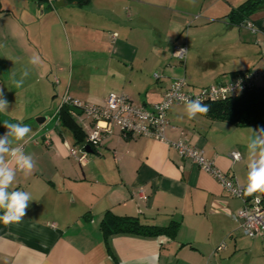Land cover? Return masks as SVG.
<instances>
[{
    "label": "crops",
    "instance_id": "obj_1",
    "mask_svg": "<svg viewBox=\"0 0 264 264\" xmlns=\"http://www.w3.org/2000/svg\"><path fill=\"white\" fill-rule=\"evenodd\" d=\"M245 1L223 0L213 15V0H0V89L8 101L0 134L5 121H23L32 129L24 151L35 162L30 175L17 171L11 186L32 201L20 223L0 222V264H264V239L244 236L229 216L242 201L169 145L185 139L246 188L248 139L264 125L189 119L185 105H176L167 112V143L124 139L114 128L99 146H85L79 163L69 152L85 143L76 144L58 120L63 96L100 107L109 95H124L149 107L176 79L195 92L264 67V6L240 27L226 18ZM194 30L205 40L192 41ZM181 34L189 45L183 64L173 58L186 45H179ZM33 56L40 58L35 66ZM25 69L30 74L16 88L13 74L19 79ZM71 115L86 137L91 121ZM232 152L239 162H231ZM253 197L264 200V193ZM106 212L178 227L172 237L105 241Z\"/></svg>",
    "mask_w": 264,
    "mask_h": 264
},
{
    "label": "built area",
    "instance_id": "obj_2",
    "mask_svg": "<svg viewBox=\"0 0 264 264\" xmlns=\"http://www.w3.org/2000/svg\"><path fill=\"white\" fill-rule=\"evenodd\" d=\"M246 27L252 28L249 24ZM115 38L116 35L112 34V41ZM186 54L187 47L184 45L174 50L173 58L179 64H183ZM261 82H264V67L238 73L227 82L203 87L197 93L187 90L188 85L185 79H176L172 81L161 100L149 107L136 105L124 95H109L104 105L100 107L63 96L60 99L59 108L63 106L74 108L91 121L83 149L81 148L79 153L70 151L69 154L77 162L83 163L85 161L84 147L99 146L112 134L114 128L124 139L148 138L166 142L165 133L169 128L167 112L173 105H185L184 98L199 97L203 103L237 99ZM169 145L182 160L192 163L200 171L211 176L229 197L242 201L243 207L235 215L229 216L240 222V229L244 236L250 239H264V200L256 197L246 200V188L241 186L233 176L216 168L204 157L202 150L195 148L185 139H179ZM229 158L232 163L241 160L237 152H232Z\"/></svg>",
    "mask_w": 264,
    "mask_h": 264
},
{
    "label": "clouds",
    "instance_id": "obj_3",
    "mask_svg": "<svg viewBox=\"0 0 264 264\" xmlns=\"http://www.w3.org/2000/svg\"><path fill=\"white\" fill-rule=\"evenodd\" d=\"M195 3V0H191ZM38 56L30 58L29 63L35 66L39 62ZM25 69L19 79L13 74L12 83L16 88L24 85L29 76ZM185 114L189 119H194L198 114H206L208 107L199 97L184 98ZM8 101L0 89V113H6ZM7 132L0 136V222L5 225L20 223L26 216V210L32 201L31 194L27 191L10 190L16 179L17 171L28 176L32 173L35 162L31 155L26 154L24 145L32 139V129L23 121L4 123ZM249 137L247 150L249 162L247 164L246 194L251 196L256 192L264 193V128L252 130Z\"/></svg>",
    "mask_w": 264,
    "mask_h": 264
},
{
    "label": "trees",
    "instance_id": "obj_4",
    "mask_svg": "<svg viewBox=\"0 0 264 264\" xmlns=\"http://www.w3.org/2000/svg\"><path fill=\"white\" fill-rule=\"evenodd\" d=\"M262 6H264V0L245 1L227 15L229 26L240 27L247 23L250 16ZM204 104L207 105L208 112L201 115L210 120L228 122L240 128L264 125V85H258L246 91L237 99L207 101ZM58 120L60 125L72 134L76 144H84L85 135L73 119L69 107L63 106L59 109ZM2 135L4 133L0 134ZM177 227L178 224L175 223L167 227L145 225L136 218L117 217L110 212L103 215L100 223V230L105 241L116 235H135L145 238L172 237Z\"/></svg>",
    "mask_w": 264,
    "mask_h": 264
},
{
    "label": "rangeland",
    "instance_id": "obj_5",
    "mask_svg": "<svg viewBox=\"0 0 264 264\" xmlns=\"http://www.w3.org/2000/svg\"><path fill=\"white\" fill-rule=\"evenodd\" d=\"M210 2V0H207V2ZM213 3H216V4H213V6H212V13H213V15L214 14H216V13H218L219 12V9H221L222 8V6H225V2H223V0H213ZM208 8V6L206 5L205 7H204V10H206ZM219 14V13H218ZM215 24V23H214ZM214 24H211V25H209V26H214ZM194 32H195V34H196V32H197V36H196V39H193L192 41H195V42H198V41H204L205 39H204V34H206L205 32H200V30H198V31H196V30H194ZM200 33V34H199ZM180 38H178L179 40V45H182V44H186V46H187V49H188V41H186V36H185V34H181L180 36H179ZM218 55L219 56H217L218 58H217V60L218 59H220V54L218 53ZM225 57H226V54H225ZM209 60L211 59V56H208L207 57ZM194 59H199V58H197V57H195ZM215 60V59H214ZM213 62H215V61H213ZM259 85H264V82H261ZM197 88L198 89H196L195 90V92L194 93H197L198 92V90L199 89H201L200 87H198L197 86ZM173 106H176V105H173ZM183 106V105H182ZM79 119V120H78ZM77 120L78 121H87V119H86V117L85 116H80V117H78L77 118ZM85 131L87 132V130L85 129Z\"/></svg>",
    "mask_w": 264,
    "mask_h": 264
},
{
    "label": "water",
    "instance_id": "obj_6",
    "mask_svg": "<svg viewBox=\"0 0 264 264\" xmlns=\"http://www.w3.org/2000/svg\"><path fill=\"white\" fill-rule=\"evenodd\" d=\"M70 112L71 113H73L74 115H76V116H80L81 115V112L80 111H78V110H76V109H74V108H70ZM45 120L44 119H39V120H37L36 122L37 123H42V122H44ZM88 146L85 148V150H88ZM245 197H246V200H250V198L252 197V195L251 196H249V195H247L246 194V192H245Z\"/></svg>",
    "mask_w": 264,
    "mask_h": 264
}]
</instances>
